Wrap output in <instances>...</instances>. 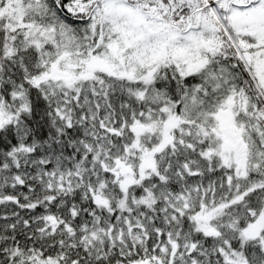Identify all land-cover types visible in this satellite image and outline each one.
<instances>
[{
    "label": "snow or ice",
    "instance_id": "1",
    "mask_svg": "<svg viewBox=\"0 0 264 264\" xmlns=\"http://www.w3.org/2000/svg\"><path fill=\"white\" fill-rule=\"evenodd\" d=\"M0 264H264V0H0Z\"/></svg>",
    "mask_w": 264,
    "mask_h": 264
}]
</instances>
